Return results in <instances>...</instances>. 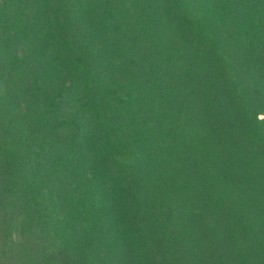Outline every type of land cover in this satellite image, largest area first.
Returning a JSON list of instances; mask_svg holds the SVG:
<instances>
[{
  "label": "trees",
  "instance_id": "obj_1",
  "mask_svg": "<svg viewBox=\"0 0 264 264\" xmlns=\"http://www.w3.org/2000/svg\"><path fill=\"white\" fill-rule=\"evenodd\" d=\"M0 264H264V0H0Z\"/></svg>",
  "mask_w": 264,
  "mask_h": 264
}]
</instances>
